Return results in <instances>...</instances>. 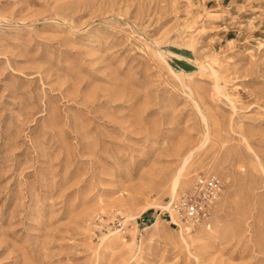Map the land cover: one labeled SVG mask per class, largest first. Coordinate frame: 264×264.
<instances>
[{"label": "rangeland", "instance_id": "obj_1", "mask_svg": "<svg viewBox=\"0 0 264 264\" xmlns=\"http://www.w3.org/2000/svg\"><path fill=\"white\" fill-rule=\"evenodd\" d=\"M0 264H264V0H0Z\"/></svg>", "mask_w": 264, "mask_h": 264}, {"label": "built area", "instance_id": "obj_2", "mask_svg": "<svg viewBox=\"0 0 264 264\" xmlns=\"http://www.w3.org/2000/svg\"><path fill=\"white\" fill-rule=\"evenodd\" d=\"M224 193V183L216 175L202 174L194 179L192 185L180 191L172 202L177 227L191 231L202 227L211 220L217 203ZM171 218V212L166 210Z\"/></svg>", "mask_w": 264, "mask_h": 264}, {"label": "bare ground", "instance_id": "obj_3", "mask_svg": "<svg viewBox=\"0 0 264 264\" xmlns=\"http://www.w3.org/2000/svg\"><path fill=\"white\" fill-rule=\"evenodd\" d=\"M218 77V76H217ZM203 145V144H202ZM202 147V146H201ZM188 154V153H187ZM194 154H196V153H194ZM194 155H193V152H190V154L188 155V156H186L185 158H184V160H182V161H184L183 162V166H182V168L181 169H179V172L177 173V175H175L174 177H173V179H172V182H171V185H170V189H171V197H172V199L173 200H171L169 203H166L165 205H161V204H154V203H152V204H149V205H147V206H145V207H143L140 211H139V213H138V216L135 214V215H129L128 216V219H137L143 212H145V211H147L148 209H150L152 206H160V207H162L163 209H165V210H168L169 212H171V217H172V222H174V223H178L179 221H178V219H177V217H176V215L174 214V211H173V207H172V202L174 201V200H176V198L178 197V195H179V191H180V188L182 187V180H183V178H184V176H185V174H186V167H187V165H189V162H190V160H191V158L193 157ZM135 204V203H134ZM133 204V205H134ZM133 205H132V207H133ZM135 206H136V204H135ZM127 207V206H126ZM159 207V208H160ZM135 208V207H134ZM127 219V218H126ZM127 219V220H128ZM112 231V230H111ZM119 232H120V230H118ZM118 231H114V232H112L110 235H107V237L106 238H110V237H112V239L113 240H115V239H118V235H119V232ZM180 233L182 234V236H190V234L189 233H185L184 232V229H183V227H182V229L180 230ZM122 236V235H121ZM123 237V236H122ZM121 237V238H122ZM119 238H120V236H119ZM104 240H106V239H104Z\"/></svg>", "mask_w": 264, "mask_h": 264}]
</instances>
